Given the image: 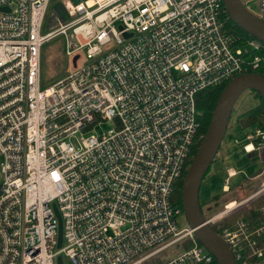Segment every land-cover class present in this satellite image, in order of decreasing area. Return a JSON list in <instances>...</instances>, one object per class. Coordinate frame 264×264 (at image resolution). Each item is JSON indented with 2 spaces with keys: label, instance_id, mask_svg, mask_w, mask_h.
Masks as SVG:
<instances>
[{
  "label": "built area",
  "instance_id": "built-area-1",
  "mask_svg": "<svg viewBox=\"0 0 264 264\" xmlns=\"http://www.w3.org/2000/svg\"><path fill=\"white\" fill-rule=\"evenodd\" d=\"M53 1L67 21L44 32ZM0 9V264H217L180 228L174 195L203 140L196 95L264 76L258 47L228 30L223 0H0ZM258 9L264 21V0ZM58 36L72 69L42 88V48ZM106 122L114 129L90 134ZM253 138L264 149V132ZM225 172L229 193L239 172ZM262 191L204 217L235 264H264V204L221 221Z\"/></svg>",
  "mask_w": 264,
  "mask_h": 264
},
{
  "label": "rangeland",
  "instance_id": "rangeland-1",
  "mask_svg": "<svg viewBox=\"0 0 264 264\" xmlns=\"http://www.w3.org/2000/svg\"><path fill=\"white\" fill-rule=\"evenodd\" d=\"M241 1L247 6L251 13H258L259 0ZM59 21L64 24L67 20L60 7V2L53 1L47 10V18L44 22V32L56 29L59 25ZM69 38V49L74 50L78 45L71 37V33H69ZM71 69L72 64L70 65L69 59L66 57V39L63 36H58L43 46L41 52L42 88H48L58 80L63 79ZM258 106V99L251 93L243 94L234 106L233 114L223 140V148L219 153L217 160L213 162L209 168L208 175L204 178L201 184L199 201L203 208V214L205 213L206 217H210L220 212L226 203L234 200L238 202L246 199L264 187V163L260 157L257 158V155H259L260 152H255L253 156L254 158L250 160L240 149L241 143L237 144L235 142V140L244 141V137L248 133H251L250 131L254 130L253 128L250 131L244 130L238 124L239 122L237 119L242 113H247L251 109L258 108ZM112 129H114L113 123L106 122L100 126H96L90 134L100 136ZM257 129H261V127H257ZM227 168L239 172L236 177L230 180L229 186L232 189H230L229 193L223 191L224 179L226 178L225 170ZM263 196L264 193L243 207V209L234 215L233 218L230 217V219L227 218L221 222H232L237 217H240L241 212L243 213L246 210L245 213H247L249 210L248 207H251V209L254 208L253 206L256 202H258ZM214 198L217 199V203H215L214 206H218L216 208L214 207L209 212L204 211V205L211 202ZM234 204L235 203L231 206ZM253 214L254 213H250L249 218H251ZM178 223L180 228L188 227L184 215L178 218ZM163 258H168V254ZM63 264L70 263L63 257Z\"/></svg>",
  "mask_w": 264,
  "mask_h": 264
},
{
  "label": "water",
  "instance_id": "water-1",
  "mask_svg": "<svg viewBox=\"0 0 264 264\" xmlns=\"http://www.w3.org/2000/svg\"><path fill=\"white\" fill-rule=\"evenodd\" d=\"M223 6L230 20L239 29L264 42V21L254 16L241 0H223ZM253 45L259 47V45ZM77 59L78 56L73 58V66L76 65ZM248 91L256 92L264 101V76L260 74L241 75L226 84L217 100L207 131L181 187V207L188 224L187 228L193 232L199 244L214 257L217 264L235 263L228 248L213 228L206 223L199 201L200 188L223 142L234 106ZM263 193L264 191L258 196L260 197ZM61 242L62 228L59 219L57 248L61 247ZM57 264H63L61 257L57 258Z\"/></svg>",
  "mask_w": 264,
  "mask_h": 264
},
{
  "label": "trees",
  "instance_id": "trees-1",
  "mask_svg": "<svg viewBox=\"0 0 264 264\" xmlns=\"http://www.w3.org/2000/svg\"><path fill=\"white\" fill-rule=\"evenodd\" d=\"M225 17H226V24H227V28L228 30L233 33L236 36H239L241 38L240 41V45H259L258 50H255V53L257 55L263 56L264 57V42L248 35L247 33L243 32L241 29H239L228 17V15L226 14V12L224 13ZM226 86V85H225ZM225 86L216 88V89H206L204 91H201L200 93H198L196 95V110H197V119L200 122V134L202 137H204L208 125L210 123L211 120V116L213 113V110L215 108V105L217 103V100L219 98V96L221 95V93L223 92ZM246 94L251 93L253 94L259 101V106L258 108H254L249 110L247 113L242 114V119L240 121V123L243 126H248V125H254L257 127H261L262 131L264 132V101L262 100V98L259 96V94H257L254 91H248L245 92ZM244 93V94H245ZM263 113H262V112ZM260 113V114H259ZM224 140V139H223ZM202 141L199 142V144H197V146L195 147V150L192 154V156L189 159V163H188V167L190 166V164L192 163L194 156L196 155V152L200 146ZM223 148V142L220 146V149L218 150L215 159L213 162H215L217 160V157L219 155V153L221 152ZM208 175V173H207ZM206 175V176H207ZM182 183L181 182L180 186H178V189L175 190V204L181 207V187H182ZM217 203V199L214 198L211 202L207 203L204 208V211L209 212L211 211V209H213L214 207L216 208L217 206H214V204ZM264 203V196L258 200V202H256V204L253 206L254 208H248V212L252 211L254 212L256 207L262 205ZM182 208V207H181ZM201 210L203 212V208L201 206ZM246 210L242 213H240V217H246L243 215H247L250 213H245ZM236 215V214H235ZM203 216L205 217V213L203 214ZM213 230L216 231L215 227H213ZM162 262V260L160 259H155V260H151L149 262H147L146 264H160Z\"/></svg>",
  "mask_w": 264,
  "mask_h": 264
},
{
  "label": "flooded vegetation",
  "instance_id": "flooded-vegetation-1",
  "mask_svg": "<svg viewBox=\"0 0 264 264\" xmlns=\"http://www.w3.org/2000/svg\"><path fill=\"white\" fill-rule=\"evenodd\" d=\"M262 112V111H261ZM263 113V112H262ZM232 114H233V112H232ZM242 114H244V113H242ZM241 114V115H242ZM260 114V113H259ZM239 116V118L237 119V121L239 122L238 124L244 129V130H247V131H250L252 128L254 129V130H252V131H250L251 133H248L244 138H245V140L244 141H238V140H235V142L237 143V144H240L241 143V150L243 151V153L246 155V156H248L249 157V159L250 160H252L254 157V153L255 152H258V151H256V150H254V149H252L251 147H249L248 146V150L250 151V153L249 152H246V150L244 149V147H246L247 145H249V144H252V147L254 148L255 147V149H256V147L258 146L257 144H258V141L255 139V138H253L252 140H251V142H248L247 141V136H249V135H252V136H254V134H255V132H256V130H262V129H257V126H254V125H248V126H243L241 123H240V121H241V119H242V116ZM231 117H232V115H231ZM230 120H231V118H230ZM259 155H257V158L258 157H260V159L263 161V163H264V149L262 148V149H260L259 150Z\"/></svg>",
  "mask_w": 264,
  "mask_h": 264
},
{
  "label": "bare ground",
  "instance_id": "bare-ground-1",
  "mask_svg": "<svg viewBox=\"0 0 264 264\" xmlns=\"http://www.w3.org/2000/svg\"><path fill=\"white\" fill-rule=\"evenodd\" d=\"M88 4L90 5V4H91V2L89 1V2H88ZM249 147H251V148H252V146H251V145H249ZM233 206H234V205H233ZM248 208H249V207H248ZM250 208H251V207H250Z\"/></svg>",
  "mask_w": 264,
  "mask_h": 264
},
{
  "label": "crops",
  "instance_id": "crops-1",
  "mask_svg": "<svg viewBox=\"0 0 264 264\" xmlns=\"http://www.w3.org/2000/svg\"><path fill=\"white\" fill-rule=\"evenodd\" d=\"M263 204H264V203H263ZM263 204H262V205H263ZM260 206H261V205H260ZM260 206H259V207H260ZM259 207H257V208H259ZM257 208H256V209H257Z\"/></svg>",
  "mask_w": 264,
  "mask_h": 264
}]
</instances>
